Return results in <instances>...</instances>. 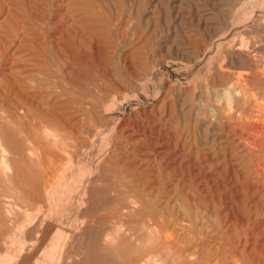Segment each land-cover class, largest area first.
<instances>
[{"label":"rangeland","instance_id":"rangeland-1","mask_svg":"<svg viewBox=\"0 0 264 264\" xmlns=\"http://www.w3.org/2000/svg\"><path fill=\"white\" fill-rule=\"evenodd\" d=\"M234 36L264 38V0H0V264H264V206L198 108Z\"/></svg>","mask_w":264,"mask_h":264},{"label":"bare ground","instance_id":"bare-ground-1","mask_svg":"<svg viewBox=\"0 0 264 264\" xmlns=\"http://www.w3.org/2000/svg\"><path fill=\"white\" fill-rule=\"evenodd\" d=\"M217 40H223V37L216 38L215 42ZM215 42L201 52L203 63L199 70L214 75L208 88L197 96L198 108L210 117L211 124L222 130V138L229 144L230 151H239L247 173V187L264 206V79L251 77V72L246 73V70L227 67V53L238 46L256 68L262 69L264 38L239 39L234 36L217 45ZM1 160L6 163L4 155Z\"/></svg>","mask_w":264,"mask_h":264}]
</instances>
